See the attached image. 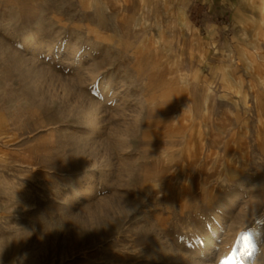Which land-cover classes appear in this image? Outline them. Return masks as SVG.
<instances>
[{"label":"rangeland","instance_id":"rangeland-1","mask_svg":"<svg viewBox=\"0 0 264 264\" xmlns=\"http://www.w3.org/2000/svg\"><path fill=\"white\" fill-rule=\"evenodd\" d=\"M233 11L0 0L2 264H264V50ZM104 197L128 214L63 222Z\"/></svg>","mask_w":264,"mask_h":264},{"label":"crops","instance_id":"crops-1","mask_svg":"<svg viewBox=\"0 0 264 264\" xmlns=\"http://www.w3.org/2000/svg\"><path fill=\"white\" fill-rule=\"evenodd\" d=\"M233 8V17L236 21L242 18L243 25H240V30L249 33L254 27V31L258 34V39H261L264 50V0H211V11L215 19L226 18L227 10ZM244 13L242 14V11ZM219 25L211 24V52H215L216 43L223 44L226 53L235 50L236 44L231 38L222 40L219 33ZM219 50V49H218Z\"/></svg>","mask_w":264,"mask_h":264},{"label":"clouds","instance_id":"clouds-1","mask_svg":"<svg viewBox=\"0 0 264 264\" xmlns=\"http://www.w3.org/2000/svg\"><path fill=\"white\" fill-rule=\"evenodd\" d=\"M101 200L106 201L107 206H109L105 208V211L103 213H96L95 215H86L84 213L85 208L89 207L90 205L95 206L96 204L100 203ZM109 208L115 210L116 212H119L121 216L125 213L128 214L127 209L119 200L113 199L112 197H104L103 199L98 198L95 201L84 205L80 211L66 216L63 222L71 223L73 227H75L79 232L98 231L109 226V224L114 222L117 217L116 215L112 214ZM58 227L59 226L52 227L49 230H56ZM28 233L30 234L22 239L30 238L32 233ZM3 250L4 248L0 249V264H2ZM14 264H19V262H14Z\"/></svg>","mask_w":264,"mask_h":264},{"label":"bare ground","instance_id":"bare-ground-1","mask_svg":"<svg viewBox=\"0 0 264 264\" xmlns=\"http://www.w3.org/2000/svg\"><path fill=\"white\" fill-rule=\"evenodd\" d=\"M91 157V156H90ZM83 197V194L81 193V192H79V194H78V198H82ZM67 203V207H70L71 206V201L69 200V201H67L66 202ZM119 215V214H118ZM258 223H263L262 225H264V222L263 221H261V220H258ZM261 225V226H262ZM158 233V232H157Z\"/></svg>","mask_w":264,"mask_h":264}]
</instances>
